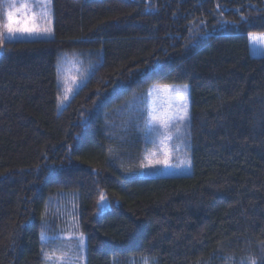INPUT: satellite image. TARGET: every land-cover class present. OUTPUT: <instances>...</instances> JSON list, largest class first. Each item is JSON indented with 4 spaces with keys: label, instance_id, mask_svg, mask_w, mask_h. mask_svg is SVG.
I'll return each mask as SVG.
<instances>
[{
    "label": "trees",
    "instance_id": "obj_1",
    "mask_svg": "<svg viewBox=\"0 0 264 264\" xmlns=\"http://www.w3.org/2000/svg\"><path fill=\"white\" fill-rule=\"evenodd\" d=\"M51 6V37L7 39L0 18V264L45 263L60 194L76 197L85 264H264V55L248 40L264 0ZM68 52L92 65L60 108ZM183 83L191 173L141 174L146 129L122 112Z\"/></svg>",
    "mask_w": 264,
    "mask_h": 264
},
{
    "label": "rangeland",
    "instance_id": "obj_2",
    "mask_svg": "<svg viewBox=\"0 0 264 264\" xmlns=\"http://www.w3.org/2000/svg\"><path fill=\"white\" fill-rule=\"evenodd\" d=\"M25 3L30 9L29 22L17 23L19 11H23L22 5ZM0 13V18L5 22L3 30L7 39L46 38L53 35L51 0L50 2L49 0H0ZM33 16L34 23L31 21ZM10 23L14 29L27 27L32 28L33 32L17 30L9 33L7 26ZM46 28L51 29V34L43 32ZM250 37L259 39L253 42ZM248 40L252 55H264V32L251 33ZM91 65L75 53L68 52L60 56L58 62L60 108L84 81ZM142 92L141 97L138 95L129 100V107L123 110V117L118 121L125 127L135 123L146 129V143L143 146V156L140 155L142 160L139 161L142 164L136 170L141 174L150 175L191 173L190 155L187 151L190 116L189 85L187 83L153 84ZM185 112L187 119L181 120ZM164 160L168 163H163ZM75 199L72 194H60L50 201L53 207L45 214V230L41 235L44 244V264H85L86 240L78 226V207Z\"/></svg>",
    "mask_w": 264,
    "mask_h": 264
},
{
    "label": "snow or ice",
    "instance_id": "obj_3",
    "mask_svg": "<svg viewBox=\"0 0 264 264\" xmlns=\"http://www.w3.org/2000/svg\"><path fill=\"white\" fill-rule=\"evenodd\" d=\"M50 2V0H49ZM23 7V11H19V16L16 20L17 23L19 22H24V23H27L29 22V7L27 6V4L25 3L24 5H22ZM9 19L11 20L12 19V16L10 14L9 16ZM31 21L34 23L35 22V17H31ZM8 27V32L9 33H13L14 31H17V30H20V31H26V32H29V33H32L33 32V29L32 28H24V29H14L11 25V23L7 26ZM43 32L46 33V34H51V29H43ZM2 38V37H0ZM259 38H256V37H250V40H252L253 42H256L258 41ZM187 119V112H185V115L183 117H181V120H185ZM165 127H167V125H165ZM157 163H161L160 161H157ZM163 163L167 164L168 161L167 160H164ZM103 196L101 197V200H103ZM243 264V262H242Z\"/></svg>",
    "mask_w": 264,
    "mask_h": 264
}]
</instances>
